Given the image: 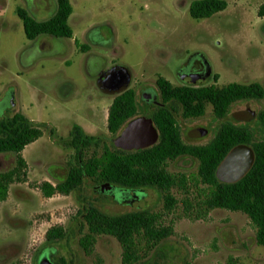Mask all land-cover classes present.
Instances as JSON below:
<instances>
[{"label":"rangeland","instance_id":"1","mask_svg":"<svg viewBox=\"0 0 264 264\" xmlns=\"http://www.w3.org/2000/svg\"><path fill=\"white\" fill-rule=\"evenodd\" d=\"M190 1L70 0L73 10L68 23L78 42L85 43L83 34L89 32L91 51L84 54L67 38H57L64 43L62 48L45 39L47 35L26 39L14 8L20 6L36 20H45L55 10L53 0H21L19 4L0 0V117L19 112L48 123L63 138L77 124L87 134L104 137L103 145L109 146L107 109L118 92L100 87L101 71L126 69L129 81L124 89L137 93L154 86L158 76L173 85L182 84L176 70L190 56L200 55L211 68L202 85L257 82L264 88V15L257 14L264 0H224L225 9L199 20L189 16ZM255 103L237 101L231 110L241 119L239 113L262 108L261 100ZM211 118V108L206 106L202 117L184 120V126ZM93 150L89 148L87 155ZM102 150V144L95 149L97 154ZM21 155L25 174L13 176L0 200V264H38L45 232L55 225L70 226L82 198L109 214L148 209L160 215L163 226H172V234L154 249L148 247V251L144 241H138L142 261L154 256L158 264H264V246L256 243L255 227L247 215L212 208L203 218L195 216L193 207L203 200L206 189L198 180L195 158L179 156L166 163L167 172L188 178L186 191L177 186L169 190L176 199L169 211L152 188L114 198L85 186L79 192L46 198L37 185L64 180L74 164L73 149L55 144L43 132ZM15 158L12 153L0 154V173L11 171ZM185 199L191 208L184 205ZM74 234L55 247L52 262L62 255L76 264H122V248L114 237L97 236L92 251L84 254L77 245L80 234Z\"/></svg>","mask_w":264,"mask_h":264},{"label":"trees","instance_id":"2","mask_svg":"<svg viewBox=\"0 0 264 264\" xmlns=\"http://www.w3.org/2000/svg\"><path fill=\"white\" fill-rule=\"evenodd\" d=\"M55 10L46 20H36L25 10L17 7L16 15L20 19L24 34L28 40L40 35L55 38H70L72 30L67 24L72 8L69 0H54ZM224 0H191L188 13L192 19L199 20L225 9ZM257 14L264 15V2ZM85 51L86 46L81 45ZM216 78V75H215ZM163 102L171 98L184 106V116H198L203 113L204 103L213 107L217 117H223L228 104L232 101L261 100L262 108L250 125L236 126L222 123L218 135L206 147L185 146L180 138L172 113L168 109L158 108L153 120L159 130L157 143L146 149L125 151L113 146L103 145L104 137L87 134L79 125L73 124L66 138L57 135L54 127L48 123L29 120L19 112L0 117V154L12 153L16 156L11 171L0 173V200L5 198L7 185L13 176L24 175L26 162L21 155L23 149L47 132L52 141L74 151V164L69 168L64 180L57 183L42 181L37 185L42 195L49 198L55 194L68 195L83 188L92 187L98 193L129 196L131 191L152 188L158 191L165 209L171 210L176 199L169 190L177 186L186 191L188 179L184 174H171L166 171V161L188 154L199 160L197 176L206 185L203 200L193 209L196 217L203 218L212 208L240 211L247 215L255 227V241L264 246V88L257 82L240 84L230 82L224 86L172 87L162 77L157 79ZM184 90V91H183ZM140 100L132 88H125L115 95L107 109V130L116 136L128 120L138 115ZM102 144L101 153L95 149ZM249 145L254 153V161L248 172L234 183H224L215 177V169L227 151L233 146ZM89 148L94 149L87 155ZM184 205L192 207L185 199ZM160 215L148 209L130 210L117 214L104 212L93 202L83 199L73 217L70 226L55 225L47 229L43 246L37 259L52 257L55 247L67 242L69 236L78 232L77 245L84 254H89L99 235L114 237L122 248V264H158L154 256L142 261L137 247L143 240L148 251L160 245L172 234L171 225L163 226ZM149 247V248H148ZM147 249L145 251H147ZM158 250V249H157ZM144 251V252H145ZM145 254V253H144ZM148 254V253H146ZM55 264H76L72 258L62 255L54 257ZM154 259V261H152ZM179 264H190L182 261Z\"/></svg>","mask_w":264,"mask_h":264},{"label":"flooded vegetation","instance_id":"3","mask_svg":"<svg viewBox=\"0 0 264 264\" xmlns=\"http://www.w3.org/2000/svg\"><path fill=\"white\" fill-rule=\"evenodd\" d=\"M118 71H119V67H115V68H111L107 71L99 72L98 73V82L100 83L99 84L100 87L107 89L113 93L118 92V94H119V91H122L123 89L118 90L120 85H121L119 82L116 81V73ZM210 73H211V68H210L209 64L206 62V60L200 55L199 56L192 55L188 58L187 63L184 67H181L180 69L176 70L177 77L179 80H181L182 84L173 85L170 81H168L163 76H158L157 79L159 77L164 78L165 80H167L171 84L172 87H184V86L207 87V86L214 85V84L202 85V83L206 82L209 79ZM157 79L155 81L154 86H151L148 88L143 87L142 89L138 90L137 93L135 92L137 94V99L140 100V103L138 105L139 109L141 106L145 107L142 111L138 109V111L140 113L136 116L145 115V116L151 118L152 124H153V126L156 129L157 134H158L157 141L159 139V130H158V127L156 126L155 121L153 120V116L157 117L158 108L168 109L170 111V113H172L175 124L178 128V131H179V138L185 146L189 145V146H199V147H201V146L206 147L207 145H209L214 140V138L217 137L222 123L227 122V123L234 125V126H236L237 124L250 125L251 122L256 119L257 113L260 110V109L254 110V112L256 113V116L254 119H252L250 121H247L244 118L237 119L236 118L237 113H235L231 110L237 101H232L228 104L224 116L223 117H217V116H215V114L213 112L212 105L208 102H205L204 108H203V113L201 115L186 117V116H184L183 104L178 103L177 101H175L172 98L170 100H168L167 102H163L161 89L158 87ZM213 79L216 80L217 76H216V78H215V76H213ZM244 101H248V100H244ZM249 101H254V100H249ZM258 101H260V100H255L256 103H258ZM206 106H210V108H211V113H212L211 119H209L208 121L207 120L203 121V123H200V122L199 123H192L191 125H189V128H188V126H184V120L202 117L204 115ZM247 110H249V109H247ZM136 116H134V117H136ZM190 128L192 129V132H193L192 134L188 133V131H190L189 130ZM203 132H204V134L201 135V133H203ZM157 141H156V143H157ZM239 145H241V144H239ZM236 146H233L232 148H234ZM247 146H249V145H247ZM232 148H230L227 151V153L224 155V157L228 154V152ZM180 156L192 157L188 154H183ZM178 157H176V158H178ZM176 158H174V159H176ZM192 158H194V157H192ZM223 158H222V160H223ZM174 159H172V160H174ZM172 160H168V161H172ZM197 161H198V165H199V160H197ZM221 161L218 163V165L216 166V169H215V177L217 179H218V177L216 176V171H217ZM166 163H167V161H166ZM165 169H166V165H165ZM197 170H198V166H197ZM218 180L221 181L220 179H218ZM221 182H224V181H221ZM224 183H234V182H224ZM201 184H203V183H201ZM203 185H205V184H203Z\"/></svg>","mask_w":264,"mask_h":264},{"label":"water","instance_id":"4","mask_svg":"<svg viewBox=\"0 0 264 264\" xmlns=\"http://www.w3.org/2000/svg\"><path fill=\"white\" fill-rule=\"evenodd\" d=\"M116 81L121 85L118 90L124 89L129 81L126 69L119 68L116 73ZM245 120L250 121L255 118L256 113L246 110L239 113ZM204 134L201 133V135ZM158 138L156 129L150 117L145 115L136 116L126 122L116 136L110 139L114 147L125 150L146 149L153 146ZM254 161L252 149L244 144L232 148L221 161L216 176L224 182H236L241 179L251 168ZM136 191H131L134 194ZM49 256H43L38 264H55Z\"/></svg>","mask_w":264,"mask_h":264},{"label":"crops","instance_id":"5","mask_svg":"<svg viewBox=\"0 0 264 264\" xmlns=\"http://www.w3.org/2000/svg\"><path fill=\"white\" fill-rule=\"evenodd\" d=\"M14 2H16V1H18V4L19 3H21V0H13ZM53 2H54V0H53ZM69 3H70V0H69ZM55 5V3L53 4V6ZM70 5H71V3H70ZM17 7H19V8H21V9H23L22 7H20V6H16L15 8H14V12H15V9L17 8ZM71 8H72V5H71ZM73 10V9H72ZM54 12V11H53ZM52 12V13H53ZM16 13V12H15ZM52 13H51V15H52ZM71 13H72V11H71ZM71 13H70V15H71ZM50 15V16H51ZM69 15V16H70ZM49 16V17H50ZM69 16H68V18H69ZM18 17V16H17ZM48 17V18H49ZM20 20V19H19ZM46 20V19H45ZM21 22V21H20ZM67 24H68V26L70 27V25H69V23H68V19H67ZM21 26H22V23H21ZM22 28V31H23V33H24V30H23V26L21 27ZM70 29L72 30V28L70 27ZM92 31V30H91ZM84 32H82V34H83ZM89 32H85L83 35H84V37H85V43H80V42H78V40H77V38H76V35H75V33L73 32V30H72V36L70 37V38H67L68 40H69V42H71V44H73V46H74V48L76 49V50H79L80 52H82V53H84V54H87V53H89L90 51H91V46H88V45H91L90 44V41L87 39V34H88ZM25 35V34H24ZM26 37V36H25ZM27 39V38H26ZM45 39H47V40H53V41H55V43L56 44H58L61 48H62V46L64 45V43L62 42V41H59L57 38H55V37H52V36H48L47 35V37L45 38ZM28 40V39H27ZM30 41H35V40H30ZM81 45H83V46H86L87 48H86V50L85 51H83V50H81V48H80V46ZM67 63V62H66ZM30 120V119H29ZM34 121V120H33ZM81 127V126H80ZM82 128V127H81ZM83 129V128H82ZM84 130V129H83Z\"/></svg>","mask_w":264,"mask_h":264}]
</instances>
